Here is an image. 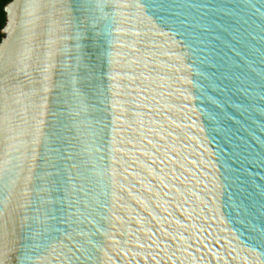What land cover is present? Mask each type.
<instances>
[{"label": "water", "instance_id": "1", "mask_svg": "<svg viewBox=\"0 0 264 264\" xmlns=\"http://www.w3.org/2000/svg\"><path fill=\"white\" fill-rule=\"evenodd\" d=\"M0 264H264V0H12Z\"/></svg>", "mask_w": 264, "mask_h": 264}, {"label": "trees", "instance_id": "2", "mask_svg": "<svg viewBox=\"0 0 264 264\" xmlns=\"http://www.w3.org/2000/svg\"><path fill=\"white\" fill-rule=\"evenodd\" d=\"M11 1L12 0H0V41L3 38L2 30L6 23V15L4 9Z\"/></svg>", "mask_w": 264, "mask_h": 264}]
</instances>
